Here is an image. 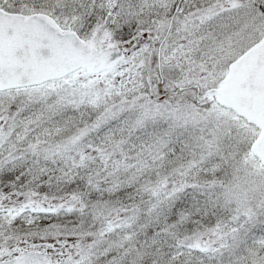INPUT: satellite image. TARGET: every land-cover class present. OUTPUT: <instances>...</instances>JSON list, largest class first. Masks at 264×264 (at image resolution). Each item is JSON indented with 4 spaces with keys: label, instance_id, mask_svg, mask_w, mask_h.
Returning <instances> with one entry per match:
<instances>
[{
    "label": "snow or ice",
    "instance_id": "1",
    "mask_svg": "<svg viewBox=\"0 0 264 264\" xmlns=\"http://www.w3.org/2000/svg\"><path fill=\"white\" fill-rule=\"evenodd\" d=\"M0 264H264V0H0Z\"/></svg>",
    "mask_w": 264,
    "mask_h": 264
}]
</instances>
